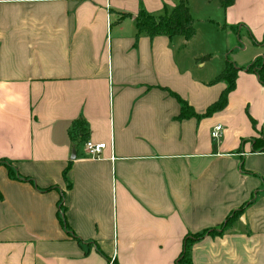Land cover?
Wrapping results in <instances>:
<instances>
[{"label":"crops","instance_id":"1","mask_svg":"<svg viewBox=\"0 0 264 264\" xmlns=\"http://www.w3.org/2000/svg\"><path fill=\"white\" fill-rule=\"evenodd\" d=\"M177 2L0 0V264H175L185 235L233 212L192 264H264V84L246 69L264 54V0H187L191 39L136 36L141 9ZM198 43L239 67L206 117L226 64L196 62Z\"/></svg>","mask_w":264,"mask_h":264},{"label":"trees","instance_id":"2","mask_svg":"<svg viewBox=\"0 0 264 264\" xmlns=\"http://www.w3.org/2000/svg\"><path fill=\"white\" fill-rule=\"evenodd\" d=\"M220 5L224 8L231 6V4L235 0H218ZM135 27H136V36L139 34H146L149 37L158 36L159 34L165 35L169 38H173L175 35L183 36L185 41H188L193 37L195 32L194 21L191 17L189 7L187 5V0H178L177 4L170 12H165L164 14L153 16L147 13L144 9H141L137 16L134 19ZM209 56H203L200 62H204L208 59ZM198 61V60H197ZM247 70H250L256 74L260 83L264 84V54L260 57H256L253 61H251L246 67ZM239 70L235 64L230 62H226L225 68L219 73V75L215 78L213 82L223 80L226 83V87L221 92L219 99L209 105L207 110L202 115V117H206L214 112L220 111L226 103L228 99L229 92L234 89L235 81H236V73ZM179 103L181 104V116L182 117H191L196 116L197 114L192 111L188 106L184 104V102L178 98ZM73 131L76 134L85 133V127L82 126V123L79 120L74 121L73 123ZM9 173L12 174V170H9ZM59 213L62 224L64 223L62 212V204L59 206ZM238 212H233L231 216H229L222 226L219 229H209L203 233L195 234V235H185L182 239V249L178 255V258L175 261V264H192L191 260V247L192 245L201 239L203 236L210 235H218L224 232L229 221L234 218Z\"/></svg>","mask_w":264,"mask_h":264},{"label":"built area","instance_id":"3","mask_svg":"<svg viewBox=\"0 0 264 264\" xmlns=\"http://www.w3.org/2000/svg\"><path fill=\"white\" fill-rule=\"evenodd\" d=\"M221 130H222L221 124L214 126L212 130L210 131V136L213 139L220 138ZM105 147H106L105 142L104 143H94L90 140L86 141L84 143L85 156H87L88 158L99 159L101 158L102 151L104 150Z\"/></svg>","mask_w":264,"mask_h":264},{"label":"rangeland","instance_id":"4","mask_svg":"<svg viewBox=\"0 0 264 264\" xmlns=\"http://www.w3.org/2000/svg\"><path fill=\"white\" fill-rule=\"evenodd\" d=\"M203 37H199V38H207V39H210V38H213L214 36L213 35H211V33H210V31H206V32H204L203 31ZM198 48L202 51V53L203 54H201L199 57H198V61L197 60H195L196 62H200L201 61V59L203 58V56H206V55H208L209 56V58L208 59H206L204 62H206V63H210V64H212V63H216V62H218V60H222L223 59V61H224V64H226L225 62H227V59H228V61H229V58H225V57H221V54H218V55H214V56H212L211 54L212 53H210V52H212L211 51V49L209 50V51H207L208 49H205V45L204 44H202V43H198ZM245 55V54H244ZM212 56V57H211ZM204 62H202V63H204Z\"/></svg>","mask_w":264,"mask_h":264},{"label":"water","instance_id":"5","mask_svg":"<svg viewBox=\"0 0 264 264\" xmlns=\"http://www.w3.org/2000/svg\"><path fill=\"white\" fill-rule=\"evenodd\" d=\"M71 159H72V160L75 159V152H74V150H73L72 153H71Z\"/></svg>","mask_w":264,"mask_h":264}]
</instances>
